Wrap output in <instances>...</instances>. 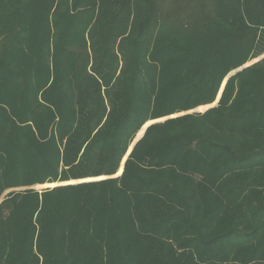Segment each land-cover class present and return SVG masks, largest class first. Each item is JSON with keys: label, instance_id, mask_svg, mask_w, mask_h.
I'll use <instances>...</instances> for the list:
<instances>
[{"label": "trees", "instance_id": "16d2710c", "mask_svg": "<svg viewBox=\"0 0 264 264\" xmlns=\"http://www.w3.org/2000/svg\"><path fill=\"white\" fill-rule=\"evenodd\" d=\"M263 54L264 0H0V264H264Z\"/></svg>", "mask_w": 264, "mask_h": 264}, {"label": "rangeland", "instance_id": "374dc122", "mask_svg": "<svg viewBox=\"0 0 264 264\" xmlns=\"http://www.w3.org/2000/svg\"><path fill=\"white\" fill-rule=\"evenodd\" d=\"M190 13L191 14H194L195 12L193 11V9H190ZM86 34H87V32H86ZM264 55V54H263ZM263 55H261L260 57H256V58H254V59H252V60H250V61H248L246 64H251V63H253V62H255L256 60H258V59H260ZM246 64H244V65H246ZM243 65V66H244ZM234 71H232L231 73H233ZM225 80L226 79H224V81H223V83H222V85H221V88H220V90H219V92H218V97L220 96V93H221V91H222V88H223V85H224V83H225ZM209 105V104H208ZM208 105H204V106H207L208 107ZM206 108H204V109H201V110H198V109H192V110H190L189 112H191V111H203V110H205ZM183 113H185V112H179V113H177V114H174V115H180V114H183ZM166 117V116H165ZM161 118V117H160ZM158 119V118H157ZM154 120V119H153ZM138 133V132H137ZM124 162V161H123ZM120 166H123V163H121V165ZM116 173H118V171L116 172ZM116 175V174H115ZM115 175H113V176H115ZM118 176V175H117ZM105 177H107V176H101V177H87V178H80V179H72V180H67V181H61V182H53V183H55L56 185H59V184H67V183H74V182H81V181H86V180H94V179H102V178H105ZM44 184H46V183H43V185ZM38 185H41V184H36V185H34V186H32L33 188H35V189H44V188H46V187H49V186H38ZM52 187V186H51ZM19 189H23V188H15V189H13V190H19ZM8 191V190H7ZM6 191V192H7Z\"/></svg>", "mask_w": 264, "mask_h": 264}, {"label": "water", "instance_id": "95a60500", "mask_svg": "<svg viewBox=\"0 0 264 264\" xmlns=\"http://www.w3.org/2000/svg\"><path fill=\"white\" fill-rule=\"evenodd\" d=\"M263 56H264V55H263ZM247 65H249V64H246V65H244V66H247ZM238 69H240V68H238ZM238 69H236V70H238ZM230 74H232V73H230ZM218 98H219V97L217 96L216 100H215L213 103L209 104L208 107H206V109L209 108V107H211V106H214V105L217 103ZM173 116H174V115H173ZM167 117H168V116H166V117H161V118L154 119V120H148V121H146V122L143 124V126L141 127V129L138 131V133L136 134V136H135L133 142H132L131 145L129 146V148H128L126 154L124 155V157H123L121 163H123V161H124V160L126 159V157L128 156V154H129V152L131 151V149H132L134 143H135L140 137H142V135H143V133H144L146 127H147L148 125L154 123V122L163 121V120L166 119ZM120 168H121V169H120ZM120 168L118 169V173H116L115 176L119 175V174L122 172V166H120ZM55 185H56V184H54V185H52V186H55ZM49 187H51V186H49Z\"/></svg>", "mask_w": 264, "mask_h": 264}, {"label": "bare ground", "instance_id": "6f19581e", "mask_svg": "<svg viewBox=\"0 0 264 264\" xmlns=\"http://www.w3.org/2000/svg\"><path fill=\"white\" fill-rule=\"evenodd\" d=\"M123 167V166H122Z\"/></svg>", "mask_w": 264, "mask_h": 264}]
</instances>
